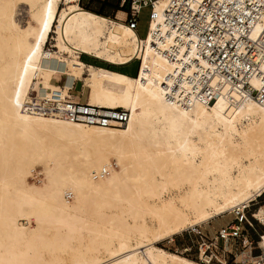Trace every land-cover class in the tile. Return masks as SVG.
Returning <instances> with one entry per match:
<instances>
[{
	"label": "bare ground",
	"instance_id": "1",
	"mask_svg": "<svg viewBox=\"0 0 264 264\" xmlns=\"http://www.w3.org/2000/svg\"><path fill=\"white\" fill-rule=\"evenodd\" d=\"M171 1L155 2L140 38L126 11L111 19L78 0H0V264H210L158 242L225 213L235 218L264 194V104L175 42L165 14ZM158 30L159 47L176 61L154 46ZM52 33L57 51L45 49ZM82 53L113 64L139 55L142 64L133 76L88 65ZM44 56L54 63L45 67ZM64 75L83 81L87 102L67 96ZM202 82L215 99L184 102ZM43 98L123 107L130 118L110 127L31 110ZM113 158L117 168L106 175ZM38 166L44 181L30 185ZM254 214L264 223V205ZM31 219L33 226L21 222ZM225 248L238 262L260 260L251 246Z\"/></svg>",
	"mask_w": 264,
	"mask_h": 264
},
{
	"label": "built area",
	"instance_id": "2",
	"mask_svg": "<svg viewBox=\"0 0 264 264\" xmlns=\"http://www.w3.org/2000/svg\"><path fill=\"white\" fill-rule=\"evenodd\" d=\"M125 1H121V6ZM156 1L131 0L129 10L126 11V24L137 32L142 10L145 6H150L149 26L155 18ZM78 2L82 5L83 0ZM165 14L169 18V28L176 33L175 42L181 44L185 52H194L198 57L204 58L213 72L223 76L234 88L264 104V0H172ZM258 24H262V27L257 30ZM163 37V33L158 30L156 38L159 39L154 42V46L165 57L176 61L178 57L170 55L168 48L159 47ZM178 44H171L175 54L180 53L176 47ZM134 60L139 61L141 67L142 59L139 55L125 64ZM254 80H258L260 86L256 87ZM190 83H193L191 79ZM179 87L177 83L173 89ZM181 96L184 97V102L190 97L209 102L215 99L214 90L207 82H202L199 87L194 85L192 91ZM31 108L41 114L58 112L67 120L110 127H121L130 118V111L123 107L106 108L67 100L59 103L48 98L33 102ZM109 168H105L103 172L108 173ZM249 212L250 206L238 210L236 217L222 226L213 237L200 229L189 230L199 235V258L210 264H246L243 260L238 262L236 254L225 248L227 241L244 251L251 246L254 257L260 259L257 264H264V257L261 256L264 244L260 245L264 242V231L259 232L257 229L258 223L263 226L264 223ZM255 234L257 239L254 238ZM183 249V253H189L192 246ZM220 256L227 261L223 262ZM250 264L255 263L250 261Z\"/></svg>",
	"mask_w": 264,
	"mask_h": 264
},
{
	"label": "rangeland",
	"instance_id": "3",
	"mask_svg": "<svg viewBox=\"0 0 264 264\" xmlns=\"http://www.w3.org/2000/svg\"><path fill=\"white\" fill-rule=\"evenodd\" d=\"M121 1L122 0H83L82 5L83 7L86 9V7H91L94 10H103L106 14H109L110 18L112 19H116V14L117 11L115 8L119 7V10H124V11H128L129 10V4H126V6H121ZM125 4V3H124ZM65 5L63 3H61L60 7H64ZM150 10L151 7L150 6H145L142 10V13L140 15V19H139V26H138V30H137V35L140 38H144L146 36L147 30H148V21H149V14H150ZM17 18L19 19L21 25H26L27 21L29 20V14H28V6L26 3L21 2L18 4V10H17ZM55 37L56 35H54L53 33L50 35L49 40L47 41V43L45 44V49H51L53 51H57L58 49L55 47L56 45V41L55 38L54 40L52 39V37ZM84 61L87 62H94L93 59L84 56L83 57ZM54 62L51 60V58L49 56H44L41 60V64H43L45 67H49L51 64H53ZM116 69L119 70H123L126 73L135 76L138 72V68H139V61L134 60L131 63L125 65L124 67H115ZM82 86H83V81L79 80L77 81V86L76 89L73 90L72 92L76 95H74V97L76 99L73 98V100L75 101H81V97L84 99L83 102H87V96H88V92L89 89L87 87L84 88V92L82 96H77V94L81 93L82 91ZM87 95V96H86ZM114 159V158H113ZM111 160V162L114 164H110L108 165L106 168H109V174H112L113 168H117L116 165V160ZM41 166H38V168L32 173V175L28 178V183L30 185H37V186H41L43 181H44V174L40 172V168ZM69 194V196H68ZM65 199L67 201V203H72L73 201V195L70 193L65 194ZM261 205H264V194L262 196L257 197L256 200L252 201L250 203V212L249 213H254L255 210L257 208H259ZM234 218V215L231 213H225L219 217H216L214 219H211L209 222H204L200 225H198L196 227L195 230L200 229L202 230V232L204 234H207L208 236H211V234L214 233V231L220 229L222 226H225L227 223L231 222ZM25 226H33L35 225L34 220L31 219L30 223L27 220H22L21 221ZM257 229L259 232L264 231V226L262 224L257 225ZM175 239L173 242H171L172 239ZM171 238H166L163 239L161 241L158 242V246L166 249V250H170L172 252H177V254H181L180 251H182V249L184 247H188V246H192V250L189 253H183L184 255H186L185 257L188 256V258L190 259H194L195 261L198 262H203L198 255V251H197V242L199 240V235L196 234L194 231H184L181 234H177ZM254 238L257 239L256 234L254 235ZM183 255V256H184ZM230 258H233L232 256H230ZM213 264V263H211Z\"/></svg>",
	"mask_w": 264,
	"mask_h": 264
},
{
	"label": "crops",
	"instance_id": "4",
	"mask_svg": "<svg viewBox=\"0 0 264 264\" xmlns=\"http://www.w3.org/2000/svg\"><path fill=\"white\" fill-rule=\"evenodd\" d=\"M84 8V7H83ZM85 9V8H84ZM87 10V9H86ZM90 11V10H89ZM121 11H123L124 12V17L123 18H125V11L124 10H118L117 11V17L118 18H120L121 16H120V14H119V12H121ZM91 12H93V11H91ZM93 13H95V12H93ZM97 14V13H96ZM98 15H100V14H98ZM102 16H104V15H102ZM105 17H107V16H105ZM107 18H110L109 16L107 17ZM122 18V19H123ZM112 19V18H111ZM84 56H87V57H89V58H91V59H93L94 60V62H87V61H84L83 60V57ZM80 58L86 63V64H88V65H95V66H101V67H108L109 65H113L112 66V68H113V70H117V71H120V72H125V71H123V70H119V69H116L115 67H124L126 64H113V63H110V62H107L106 60H103V59H100V58H96V57H94V56H92V55H89V54H84V53H82L81 55H80ZM129 64V63H128ZM77 81H79L78 79H76L75 77H72V76H68V75H64L63 77H62V79H61V84H62V86L63 87H66L67 89H68V91H69V93H68V95L67 96H70V97H72V98H74V99H76L75 97H74V95H76V94H74L72 91L73 90H75L76 89V86H77ZM84 84V83H83ZM86 86H82V91H81V93H79V94H77V96H82L83 95V92H84V88H85ZM82 94V95H81ZM83 98L81 97V101L83 102ZM263 232V231H262Z\"/></svg>",
	"mask_w": 264,
	"mask_h": 264
},
{
	"label": "trees",
	"instance_id": "5",
	"mask_svg": "<svg viewBox=\"0 0 264 264\" xmlns=\"http://www.w3.org/2000/svg\"><path fill=\"white\" fill-rule=\"evenodd\" d=\"M130 1H131V0H126V1H125V4H124L123 6H126V4H129ZM86 9H87V10H90V11H93V12H95V13H97V14H100V15H104V16H107V17L110 16L109 14H106L103 10H94V9L91 8V7H86ZM115 9H116V10H119L120 8H119V7H116ZM144 38H145V37H144ZM130 63H131V62H130ZM126 65H127V64H126ZM112 66H113V65H109L107 68L113 69ZM116 71H117V70H116ZM123 73H126V72H123ZM136 75H137V74H136ZM136 75H135V76H136Z\"/></svg>",
	"mask_w": 264,
	"mask_h": 264
}]
</instances>
